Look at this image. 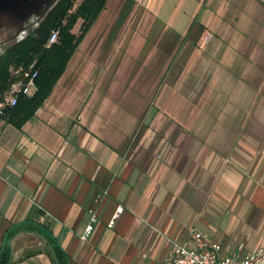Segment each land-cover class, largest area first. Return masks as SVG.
Here are the masks:
<instances>
[{"label":"crops","instance_id":"crops-1","mask_svg":"<svg viewBox=\"0 0 264 264\" xmlns=\"http://www.w3.org/2000/svg\"><path fill=\"white\" fill-rule=\"evenodd\" d=\"M193 230L264 248V0H106L33 115L0 118V251L152 264Z\"/></svg>","mask_w":264,"mask_h":264},{"label":"trees","instance_id":"trees-1","mask_svg":"<svg viewBox=\"0 0 264 264\" xmlns=\"http://www.w3.org/2000/svg\"><path fill=\"white\" fill-rule=\"evenodd\" d=\"M106 0H80L72 9L73 0H58L41 22L29 29L20 39H13L0 47V97L8 85L10 69L25 65L36 59L38 74L36 90L30 96H20L17 103L7 108L0 118L20 127L26 119L50 94L54 84L63 73L66 63L79 41L104 6ZM80 20L78 33L73 31ZM59 29L57 42L44 48V41L51 29ZM37 231L47 237L46 233ZM57 264H65V256L58 248L54 249ZM10 248L5 245L0 251V264H8Z\"/></svg>","mask_w":264,"mask_h":264},{"label":"built area","instance_id":"built-area-1","mask_svg":"<svg viewBox=\"0 0 264 264\" xmlns=\"http://www.w3.org/2000/svg\"><path fill=\"white\" fill-rule=\"evenodd\" d=\"M79 1L73 0V8ZM58 38L59 29H51L44 41V48L50 47L57 42ZM37 74L36 59L28 64L14 66L10 69L8 85L0 97V115L4 114L7 108L13 107L20 96L28 97L33 94L36 90ZM121 211L122 207L118 206L107 223L109 227L113 225ZM95 221L96 214L91 212L90 220L80 235L82 240L88 238ZM241 247L242 244H239L236 250L222 254L220 242L211 239L204 232L193 230L190 243L173 245L162 261L152 264H264V248L262 246H257L244 255L240 253Z\"/></svg>","mask_w":264,"mask_h":264},{"label":"water","instance_id":"water-1","mask_svg":"<svg viewBox=\"0 0 264 264\" xmlns=\"http://www.w3.org/2000/svg\"><path fill=\"white\" fill-rule=\"evenodd\" d=\"M57 1L0 0V29L22 34L28 27L37 26Z\"/></svg>","mask_w":264,"mask_h":264},{"label":"rangeland","instance_id":"rangeland-1","mask_svg":"<svg viewBox=\"0 0 264 264\" xmlns=\"http://www.w3.org/2000/svg\"><path fill=\"white\" fill-rule=\"evenodd\" d=\"M79 1V0H78ZM77 3V2H76ZM73 9V6H72ZM80 20L77 21L76 25H75V30L74 32L78 33V27L80 25ZM12 33L11 32H5L3 30L0 29V46H2L3 44H5L6 42H9L13 39H11Z\"/></svg>","mask_w":264,"mask_h":264},{"label":"flooded vegetation","instance_id":"flooded-vegetation-1","mask_svg":"<svg viewBox=\"0 0 264 264\" xmlns=\"http://www.w3.org/2000/svg\"><path fill=\"white\" fill-rule=\"evenodd\" d=\"M33 27H34V26H33ZM30 28H32V26L28 27V28L25 30V32L22 33V34H16V35L12 34L11 39H19L20 37L23 38V37L27 34V32L29 31ZM0 47H1V46H0Z\"/></svg>","mask_w":264,"mask_h":264}]
</instances>
